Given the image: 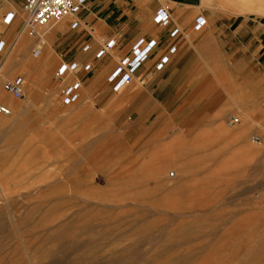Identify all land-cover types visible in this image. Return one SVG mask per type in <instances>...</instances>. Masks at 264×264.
<instances>
[{"label":"rangeland","instance_id":"obj_1","mask_svg":"<svg viewBox=\"0 0 264 264\" xmlns=\"http://www.w3.org/2000/svg\"><path fill=\"white\" fill-rule=\"evenodd\" d=\"M22 1L0 0L8 41L19 21L1 18L21 13ZM249 1L190 0L191 14L174 17L178 35L154 26L163 34L155 56L128 85L113 92L106 77L129 46L88 71L70 106L60 104L56 67L75 41L89 44L92 34L97 42L103 31L73 30L64 18L39 36L15 37L4 76H23L25 87L14 99L0 78L9 98L0 102L13 110L0 114V264H263L264 0ZM199 13L207 23L192 31ZM19 38L30 52L10 67ZM47 51L52 86L33 97L27 70ZM163 54L168 62L145 78ZM231 115L237 124H228Z\"/></svg>","mask_w":264,"mask_h":264},{"label":"built area","instance_id":"obj_2","mask_svg":"<svg viewBox=\"0 0 264 264\" xmlns=\"http://www.w3.org/2000/svg\"><path fill=\"white\" fill-rule=\"evenodd\" d=\"M87 0H23L20 6V12L9 9L5 11L1 18L3 25H13L19 21V26L16 30V35L11 41H8L2 33H0V78L2 81V89L5 93L14 99H21L24 96L25 79L21 75H16L12 78H7L4 75V61L7 54L12 50L15 43V37L21 34L30 36H39L38 31L41 28H48L57 23L62 18H68L69 27L74 29L81 23L78 14L84 8ZM152 21L154 24L169 27L170 15L166 6L159 7L153 15ZM207 20L202 14H197L191 24L192 31H199ZM90 28V27H89ZM180 33L178 25L171 26L168 31L169 38H173ZM162 37L157 34L149 39L145 37L137 38L131 45L129 52L118 59L117 65L111 70L106 77L113 92H119L123 87L128 85L133 78L134 73L146 62L150 57L151 52L155 47H158ZM116 45L114 37L106 38L102 41L101 46L95 51L94 58L101 59L110 52ZM168 54L176 51L174 44L168 45ZM34 49V48H33ZM32 49V50H33ZM82 51L89 50V44L86 43L81 48ZM41 49L36 48L32 51L33 57H38ZM169 55H161L153 65V71H147L145 78H150L154 71L161 70L168 62ZM91 62H79L77 60L62 58V61L56 67L54 78L64 83L61 87L60 104L62 106L73 105L79 99V90L82 87V81L79 77V72H88L91 70ZM68 74L66 75V73ZM73 77L75 79H73ZM12 113L10 107L0 102V114L10 116ZM239 122V117L231 115L228 119L229 125H234ZM260 137L253 134L250 137L251 143H257Z\"/></svg>","mask_w":264,"mask_h":264},{"label":"crops","instance_id":"obj_3","mask_svg":"<svg viewBox=\"0 0 264 264\" xmlns=\"http://www.w3.org/2000/svg\"><path fill=\"white\" fill-rule=\"evenodd\" d=\"M163 1L172 4V6H174L175 9L178 10L177 11L175 9H171L166 6L171 21L169 27L179 25V23L174 20V17L180 15V10H182L183 12V18L181 19L182 23L183 19H185L184 14H191V10H188L186 6L197 4L198 1L202 2V0H197V2H189L190 0ZM246 1L249 0H243V2ZM251 2L252 1H249V4ZM253 2L259 3L260 1L255 0ZM161 6H163L161 0H87L84 8L78 14V18L81 23L73 30L79 29V31L86 32L85 26L90 27L89 29H91V32L94 30H101L103 32L101 34H98L99 40H101L102 42L104 39L111 38V36L114 35L113 37L115 38L116 45L104 57H102L101 59H95L94 51L101 44L99 43L98 38L97 42L94 41V38L92 40L93 35L90 33L92 37L88 38L89 41L91 40L89 43V50H81L82 46L86 44L85 42H87V40H78L74 42L73 47H75V50L72 54V57L67 58L64 55L65 58L70 60H77L82 63L91 62L92 67H98L101 66L107 58H109L110 61L113 60V50L122 52L125 51L128 46L130 49L132 43L139 37H145V39H149L157 34L162 37L163 34H161L159 30H156L154 28V26L157 25L152 21L153 15ZM129 49L126 50L120 57L127 54L129 52ZM154 56L155 54H153V56H151L150 58H154ZM158 58L159 57H157V59ZM86 74H88V72H79V77L81 78L82 85L87 78Z\"/></svg>","mask_w":264,"mask_h":264},{"label":"bare ground","instance_id":"obj_4","mask_svg":"<svg viewBox=\"0 0 264 264\" xmlns=\"http://www.w3.org/2000/svg\"><path fill=\"white\" fill-rule=\"evenodd\" d=\"M67 18V17H66ZM62 19H64V18H62ZM62 19H60V20H62ZM59 20V21H60ZM58 23V22H57ZM51 27V26H50ZM39 32V31H38ZM22 36V35H21ZM18 42V41H17ZM28 41H27V39L26 38H22L21 40H20V38H19V42L18 43H16L17 44V48H16V50H14L15 51V53L13 54V56L11 57V59H9L8 60V66H10L11 67V65L14 63V62H16L17 61V59H18V57L19 56H21L22 54H26L27 52H30V51H28V48H29V45H28ZM39 49H41V51H40V54L38 55V57L39 56H41V54H42V47H38ZM43 50H45V48L43 49ZM27 51V52H26ZM25 52V53H24ZM32 53V52H31ZM47 53H48V51H47ZM28 54V53H27ZM32 55V54H31ZM48 56L49 57H47V58H45L43 61H39V62H34V61H32L31 62V65H29V68L30 69H28L27 71H28V73L31 75V73L33 72V75L32 76H30V77H28L29 79H31L32 81H34L35 79V82L33 83V85H32V92H33V97H37V95L39 94V92H40V90H38L39 89V85H41V86H43L44 85V87H47L48 85H50V86H52V81H51V78H50V76H51V73H52V71L54 70H52V67H54V64H55V60L54 59H52V58H50L51 57V55H49V53H48ZM9 57V56H8ZM38 57H36V58H38ZM7 61V60H6ZM10 64V65H9ZM8 68V67H7ZM53 78V77H52ZM229 97H230V100L232 101V102H234V104L237 106V107H239L240 105H238V103H240L239 101H238V99H236V97H233L231 94H229L228 95ZM9 98H8V96L7 95H5V93H2V94H0V100H4V101H6V100H8ZM11 106L13 107V109L15 110V111H18L17 110V108H18V105H14V103L13 102H11ZM9 106V105H8ZM10 107V106H9ZM10 109H11V107H10ZM11 111H12V113H13V110L11 109ZM244 115H246V114H244ZM2 123H3V121L0 119V127L2 126ZM25 123H26V121H25ZM239 134H241V133H238V135ZM239 137V136H238ZM192 142V141H191ZM188 146V149H189V145H187ZM187 146L186 145H184L183 144V146L182 147H180V149L181 148H183V149H186L187 148ZM109 167H107L108 168V170H106L107 171V173H103V175H107V174H109V172L113 169V166H114V163H113V161H110L109 163ZM104 170V171H105ZM105 171V172H106ZM187 171H189V170H187ZM112 175V174H111ZM114 175V174H113ZM109 179H112V177H109ZM157 181V180H156ZM159 183V182H158ZM163 183V182H162ZM160 184V183H159ZM162 187H163V185L162 184H160ZM159 186V185H158ZM160 186V187H161ZM165 186V185H164ZM181 186H183V184L181 185ZM181 186H179V187H181ZM116 187L114 186V185H112V188L111 187H109V188H107V197H110V198H112L113 196H117L116 195V193H115V191H116V189H115ZM125 188V187H124ZM160 189H162V188H160ZM167 189V188H166ZM142 192V191H141ZM145 192V191H144ZM170 194V193H169ZM142 195V194H141ZM6 195L4 194V197H5ZM127 197V196H126ZM158 198H160V197H158ZM5 199H7L6 197H5ZM139 199V198H138ZM182 214V213H181ZM128 215V214H127ZM137 215V214H136ZM150 215V214H149ZM155 215V214H154ZM143 217H145V216H143ZM263 264H264V260H263Z\"/></svg>","mask_w":264,"mask_h":264}]
</instances>
